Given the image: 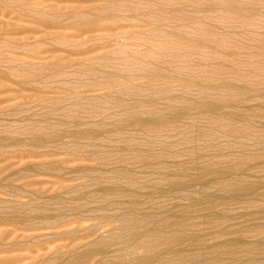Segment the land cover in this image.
I'll list each match as a JSON object with an SVG mask.
<instances>
[{
	"label": "rangeland",
	"instance_id": "rangeland-1",
	"mask_svg": "<svg viewBox=\"0 0 264 264\" xmlns=\"http://www.w3.org/2000/svg\"><path fill=\"white\" fill-rule=\"evenodd\" d=\"M100 1L0 0V143L2 142L0 144V210L2 209L0 219L4 222L9 219V224L7 222L2 223L3 221L0 220V237L5 236L6 241L0 245V264H69V261L73 259V256H71L74 253L73 249H77L76 254H80L77 253L78 249L82 254L87 250V247L88 249H95L96 253L93 256L94 258L92 257L93 259L86 260L83 264H96L99 260L103 264H112L116 258L112 256L113 253L111 254V252L115 249L117 251L121 247V250L114 253L125 254L126 260H130L132 256L143 254L142 249H139L140 252L137 248L134 250L135 243L144 244L145 242L147 244L153 240H162L167 237L166 235H172L177 228L179 230L184 229L180 231L186 238L188 237L184 244L176 247V250H181L187 256L186 259L189 256L192 261L190 262L189 259L184 260L186 263L181 261L184 264H211L212 262L213 264H247L248 254H255L257 256L256 262L264 264V219L262 220L260 216V213L264 212V193L261 192L264 191V131H262L264 130V0H235L236 3H234V0H221V2L220 0H215V2L214 0ZM90 2H93V4ZM231 2L232 4H230ZM87 3H90V5ZM211 3L214 4L211 5ZM223 3L229 4L228 7L231 10ZM213 5L217 6L214 7ZM85 6L93 9L97 8L94 9L95 14H92V12L91 14H83L85 15L83 18L87 19L86 22L81 21L82 25L89 23L93 24L94 28L99 29L101 27L100 29H102L109 25L113 26L114 23L113 27L115 29H121V26H123L121 32L124 31L125 34L122 32L121 36L126 37L118 36L117 32V37H115V34L114 37L109 36L105 32L80 34L79 29L83 28L82 30H85L84 25L80 28L79 24L81 23H78L75 19L71 20L67 13L76 8L84 10L83 8L86 9ZM210 6H213L215 10H211L212 7ZM120 9L124 10L121 11ZM100 11L104 15H110L112 12L110 16L115 21H108V23L100 21L96 17L101 15V13H98ZM242 12L245 13L244 15H248L244 17ZM179 14L181 15L179 16ZM250 15L253 17H249ZM254 15L256 16L254 17ZM91 16H94V18ZM67 17L70 19L66 20ZM143 17L145 18L142 19ZM148 18L149 22H147ZM172 18L174 21H171ZM164 19L169 20L167 22L170 23L166 24ZM127 20H130V22H127ZM73 22L78 24H71ZM161 22H163V25ZM115 25H119V27ZM144 25L147 26L144 28ZM160 26L162 27L160 28ZM170 26L172 27L170 28ZM138 28L143 29L139 30ZM214 31L217 32V36L213 33ZM178 32L181 34H176ZM126 33L128 34L126 35ZM131 33L132 37H129ZM168 33H170V36ZM201 33L204 34L200 35ZM162 34H164V37H161ZM167 35L171 40L167 39ZM174 35L178 36L174 37ZM151 72L154 77H150ZM154 73L156 74L154 75ZM117 74L119 76H116ZM148 75H150L149 78H147ZM150 78L155 79L151 80ZM110 81H113V83ZM221 87L224 88H222V91ZM234 89H238V91H234ZM231 91H234V94L238 92V94L234 95ZM211 102H213L214 107H211ZM218 102L221 103V106ZM197 103H200L201 106ZM205 105L211 107L206 111L209 110L210 114L215 112L213 114L216 115H210L209 112L205 113V110H202V106ZM218 106L220 107L218 108ZM259 106H263V108ZM192 107L194 109H191ZM149 112L150 114H148ZM241 113H244V115ZM165 114L167 116L162 118ZM258 114L260 117L263 116L261 120L259 116L257 117ZM130 118L133 122L129 120ZM136 118H138L137 121H134ZM219 118L222 119V125ZM224 118L229 119L226 124H224L226 121ZM158 119L160 122L157 121ZM127 121L131 122L128 123ZM134 123H137L136 126H132ZM137 125L143 127L146 133L144 130L140 132ZM144 125L146 126L144 127ZM158 126L162 127L159 128ZM233 127L237 129L235 132ZM80 130L84 132L80 133ZM86 130L90 133L85 132ZM246 132H249V134ZM38 135L44 137L42 138L44 143L42 141L41 143H30L34 139L31 136L36 137ZM49 135L52 137H49ZM72 135L75 137L72 138ZM47 136L48 138H46ZM54 136L57 137V141H54ZM29 137L31 140L28 139ZM19 139L29 141L26 145L19 146L16 143L20 141ZM14 140L15 144L12 142ZM6 142H8V145ZM214 147L219 150L216 148L217 151ZM243 160L247 164H244ZM40 164H43L48 170L44 167L45 170H42L43 165L38 166ZM50 169L51 171H49ZM203 171H205L204 174ZM84 173L85 176H83ZM18 174L19 176H17ZM86 175H89V178ZM204 175L207 176L205 180L203 179L205 177H202ZM126 176L131 177L127 178ZM134 176L137 178L136 180ZM24 177L26 180H23ZM232 177L233 180H231ZM9 178L13 180L10 181ZM242 178L246 179L243 180ZM27 180L30 183L27 184ZM211 181L216 186L211 184ZM237 181L242 183L244 181L245 184H243L246 186L250 183V185L255 186V190L243 192L242 195H239V193L232 195L228 190H226L227 192L224 190L227 186L232 187V184ZM33 182L37 184L29 186ZM99 183L104 184L101 186L105 188L102 189ZM115 183L119 186L114 185ZM217 184L218 187L225 184V188L220 186L217 189ZM128 185L130 186L128 187ZM206 185L207 188H204ZM107 186L109 188L111 186L115 187H111V190ZM122 187H126V189ZM176 187L179 188L176 189ZM115 188L121 191H117V194ZM262 188L263 190H261ZM9 189L12 191L9 192ZM76 189H78L77 192ZM79 189H81L80 195L78 193ZM17 190L20 191V194ZM258 190L261 195H258ZM126 191L127 193H125ZM24 192L25 196H22ZM39 192L42 193V197L36 195ZM74 192L78 194L75 195ZM130 192L131 194L136 192L137 196L135 194L134 196L131 195ZM43 193L46 195L43 196ZM55 193H59L56 199L52 197ZM68 193L71 196H68ZM200 193L209 197L208 200L210 201H207L206 197L202 198L203 195ZM225 193L230 194L229 198L231 199ZM33 194L36 195L37 199ZM125 194L129 196L126 197ZM59 196L61 197L59 198ZM197 200L199 203L201 201L202 205ZM228 200L232 203H228ZM192 201L194 203L192 204L196 206H192L190 203ZM196 202L197 204H195ZM207 203L210 205L208 206ZM197 206H202V208L206 206L205 209L208 207L209 210L208 208L203 210L204 208L201 207L198 209ZM195 207L197 210L192 211ZM257 208H262L263 212H260L261 210ZM43 209L44 211H42ZM164 210L166 212H163ZM170 210L173 213L171 215ZM158 212L161 215L159 217L157 216ZM81 213L82 215H80ZM253 213L257 214L254 215ZM10 214L11 216L13 214L14 219L9 216ZM17 214L18 216H16ZM23 214H26L27 217L21 216ZM155 214L158 219L153 216ZM225 214H227V217H225ZM172 215L174 216L172 217ZM19 217L23 219L18 220ZM149 217L151 219H148ZM152 218L156 220L154 221ZM208 218L218 219L214 222L218 223L220 221L222 223L217 224L211 222V220L209 222ZM183 220L185 222L188 220V223ZM54 221L57 222L54 223ZM156 221L158 222L156 223L158 228L154 224ZM122 222H126L127 227H130L129 229L132 232L136 231V239H139V241L136 240L133 244V241L129 240V236H121V239L116 243H111L113 237L120 236L118 234H121V230L118 231L123 224ZM15 223H18V225L16 226ZM146 223L149 225H145ZM183 223L186 225L184 226ZM163 226L166 227V230ZM256 226L257 228L261 227L257 229ZM160 229L163 230L160 231ZM161 233H164L165 236ZM151 236L153 237L151 238ZM123 237H126V239H123ZM144 237L148 241L143 239ZM190 237H192V240ZM101 238L105 239L106 244L101 241ZM106 239H109L110 243ZM14 240L18 244L15 245ZM99 241L102 242L99 245L101 248L96 246ZM236 241H243L242 244L246 245L248 249H242V245L236 244ZM223 243H230L234 249L231 250L233 254H229L228 249L221 248L218 250L219 253L218 251L215 252L213 259L205 258L204 260L203 256L211 253L210 249L214 251L215 246L217 247ZM126 244L129 249H127ZM255 244L259 246L257 250L254 247ZM4 245L6 250L11 252L4 250ZM11 245L13 248L16 247L17 250L13 249ZM123 245L124 247H122ZM113 246H116V248L114 249ZM188 246L190 249H188ZM185 248H187V251H185ZM2 249L4 251H1ZM163 250V247L159 248L162 263L147 262L145 264H172V262L173 264H182L180 261L179 263L172 260L170 255L167 252L164 253L165 250ZM199 254H203L201 256L202 260ZM228 255H232V257L228 258ZM100 256L105 257L107 260H102L103 258ZM198 257L199 262L197 261L199 260ZM12 260L14 261L12 262ZM163 261L165 262L163 263ZM97 264H100V262Z\"/></svg>",
	"mask_w": 264,
	"mask_h": 264
},
{
	"label": "bare ground",
	"instance_id": "bare-ground-1",
	"mask_svg": "<svg viewBox=\"0 0 264 264\" xmlns=\"http://www.w3.org/2000/svg\"><path fill=\"white\" fill-rule=\"evenodd\" d=\"M73 1H74V0H73ZM91 1H92V0H91ZM108 1H109V0H108ZM145 1H146V0H145ZM234 1H235V0H234ZM35 2H36V1H35ZM93 2H94V1H93ZM93 2H92V3L90 2V3L93 4ZM99 2H101V1L99 0ZM214 2H215V0H214ZM220 2H221V0H220ZM226 2H228V1H226ZM229 2H230V1H229ZM27 3H28V2H27ZM36 3H37V2H36ZM76 3H78V2H76ZM90 3H89V4L87 3V4L90 5ZM105 3H106V2H105ZM234 3H236V1H235ZM78 4H79V3H78ZM82 4H84V3H82ZM106 4H107V3H106ZM136 4H137V3H136ZM212 4H214V3H211V5H212ZM223 4H224V3H223ZM223 4H222V5H223ZM225 4H226L227 7H228L229 4H227V3H225ZM225 4H224V5H225ZM230 4H232V2H231ZM80 5H81V4H80ZM85 5H86V4H85ZM196 5H197V4H196ZM206 5H208V4H206ZM209 5H210V4H209ZM217 5H218V4H217ZM217 5H216V6H217ZM224 5H223V6H224ZM213 6H214V5H213ZM213 6H210V7H212V8H210L211 10L214 9ZM216 6H214V7H216ZM232 6H235V5H232ZM232 6H231V7H232ZM85 7H86V6H85ZM88 7H89V6H88ZM88 7H86V9L83 8L84 10H82V9H77V8H76V9H72V10H70V12L67 13L68 16L71 18V20H74V19H75V21H78V23H81V24H79V25H80V28L84 25L85 30H82L83 28L79 29V33H80V34H84V33H85V34H95V33H97V32H105V33H107L109 36L112 35V37H114V36H113L114 34H115V37H117V36H116V32H117L118 36H119V35L121 36V35H122V32H123V34H125L124 31L121 32L123 26H121V27H122L121 29H115V28L113 27V26H114V23H113V26H112V25H111V26L109 25V26H106V28L103 27L102 29H100V28H101V27H100V28H99L100 30H99L98 28H94L95 26H93V24H92V25L89 24V23L86 24V23H85V22H86L85 20H86L87 18L84 19L83 16H85V15H83V14H86V13L91 14V12H92V14H95V10H94V9L97 8V7H96V8L93 9V8H88ZM104 7H105V6H104ZM175 7H176V6H175ZM186 7H187V6H186ZM197 7H198V6H197ZM203 7H204V6H203ZM203 7H202V8H203ZM208 7H209V6H208ZM224 7H226V6H224ZM235 7H236V6H235ZM79 8H80V7H79ZM102 8H103V7H102ZM107 8H108V7H107ZM200 8H201V7H200ZM218 8H219V7H218ZM218 8H217V10H218ZM260 8H261V7H260ZM23 9H24V8H23ZM112 9H113V8H112ZM207 9H208V8H207ZM225 9H226V8H225ZM228 9H229V7H228ZM234 9H235V8H234ZM98 10H99V9H98ZM100 10H101V9H100ZM102 10H103V9H102ZM104 10H105V9H104ZM108 10H109V9H108ZM116 10H117V9H116ZM120 10H121V9H120ZM123 10H124V9H123ZM123 10H121V11H123ZM125 10H126V9H125ZM129 10H130V9H129ZM132 10H133V9H132ZM138 10H139V9H138ZM138 10H137V11H138ZM199 10H200V9H199ZM203 10H206V9H203ZM214 10H215V9H214ZM214 10H213V11H214ZM226 10H227V9H226ZM229 10H231V8H230ZM259 10H260V9H259ZM24 11H25V10H24ZM160 11H162V10H160ZM201 11H202V10H201ZM209 11H210V10H209ZM209 11H208V12H209ZM220 11H221V10H220ZM30 12H31V11H30ZM96 12H97V11H96ZM178 12H179V11H178ZM203 12H205V11H203ZM221 12H222V11H221ZM227 12H228V11H227ZM234 12H235V11H234ZM237 12H238V11H237ZM98 13L100 14L101 11L98 12ZM128 13H129V12H128ZM131 13H132V12H131ZM160 13H161V12H160ZM164 13H165V12H164ZM214 13H215V12H214ZM239 13H240V12H239ZM239 13H238V14H239ZM250 13H251V12H250ZM250 13H249V14H250ZM55 14H57V13L55 12ZM111 14H112V12H111ZM111 14H110V15H111ZM233 14H234V13H233ZM242 14H243V12H242ZM244 14H245V13H244ZM244 14H243V15H244ZM252 14H253V13H252ZM254 14H256V13H254ZM110 15H104V13H103V14L101 13L100 16L98 15L99 17H98V16H96V17L99 18L100 21H103V22H107V23H108V21H113V20H114L113 17L110 16ZM175 15H176V14H175ZM180 15H181V14H179V16H180ZM239 15L241 16V14H239ZM239 15H238V16H239ZM247 15H248V14H247ZM247 15H244V17L247 16ZM260 15H261V14H260ZM23 16H24V15H23ZM26 16H27V14L25 15V17H26ZM60 16H61V15H60ZM170 16H171V14H170ZM251 16H252V15H250L249 17H251ZM255 16H256V15H254V17H255ZM29 17H31V16H29ZM38 17H39V16H38ZM57 17H58V15H57ZM69 17H67L66 20H67V19L69 20V19H70ZM91 17L94 18V16H91ZM159 17H160V16H159ZM159 17H158V18H159ZM162 17H163V16H162ZM208 17H209V16H208ZM252 17H253V16H252ZM27 18H28V17H27ZM31 18H32V17H31ZM115 18H116V17H115ZM138 18H139V17H138ZM140 18H141V16H140ZM144 18H145V17H143L142 19H144ZM164 18H165V17H164ZM167 18H168V17H166V19H167ZM262 18H263V17H262ZM117 19H118V18H117ZM121 19H122V18H121ZM155 19H156V18H155ZM159 19H160V18H159ZM168 19H169V18H168ZM182 19H183V18H182ZM187 19H188V18H187ZM187 19H185V20L187 21ZM208 19H209V18H208ZM242 19H243V18H242ZM57 20H58V19H57ZM61 20H62V19H61ZM82 20L85 21V22H84L85 24H83V25H82V22H81ZM91 20H92V19H91ZM123 20H124V19H123ZM160 20H161V19H160ZM162 20H163V18H162ZM164 20H165V19H164ZM169 20H170V19H169ZM169 20H167V21H169ZM172 20H173V18L171 19V21H172ZM75 21H74V22H75ZM92 21H94V20H92ZM114 21H115V20H114ZM132 21H133V19H132ZM134 21H135V19H134ZM137 21H138V20H137ZM142 21H143V20H142ZM149 21H150V20H149V18H148V21H147V22H149ZM165 21H166V20H165ZM167 21H166V24H167V23H170V22H167ZM173 21H174V20H173ZM180 21H181V20H180ZM182 21H183V20H182ZM190 21H191V20H190ZM204 21H205V20H204ZM74 22L71 23V24H75V25L78 24V23L76 24V23H74ZM87 22H88V21H87ZM119 22H120V21H119ZM124 22H126V21H124ZM127 22H130V20H129V21L127 20ZM127 22H126V23H127ZM143 22H145V21H143ZM143 22H142V23H143ZM237 22H238V21H237ZM57 23H58V22H57ZM115 23H116V22H115ZM135 23H136V22H135ZM137 23H138V22H137ZM145 23H146V22H145ZM154 23H155V21H154ZM161 23H162V25H163V22H161ZM164 23H165V22H164ZM185 23H186V22H185ZM197 23H199V22H197ZM58 24H59V23H58ZM118 24H119V23H118ZM149 24H150V23H149ZM159 24H160V23H159ZM166 24H165V26H166ZM183 24H184V22H183ZM203 24H204V23H203ZM216 24H217V23H216ZM75 25H74V26H75ZM85 25H86V26H85ZM151 25H152V24H151ZM177 25H178V24H177ZM199 25H200V24H199ZM214 25H215V24H214ZM235 25H236V24H235ZM58 26H59V25H58ZM67 26H68V25H67ZM115 26H118V27H119V25H115ZM125 26H126V25H125ZM129 26H130V25H129ZM145 26H147V25H144V28H145ZM152 26H153V25H152ZM152 26H151V27H152ZM156 26H158V25H156ZM167 26H168V25H167ZM172 26H173V25H172ZM172 26H170V28H171ZM97 27H98V26H97ZM149 27H150V26H149ZM149 27H148V28H149ZM158 27H159V26H158ZM161 27H162V26H160V28H161ZM163 27H164V26H163ZM237 27H239V26H237ZM146 28H147V27H146ZM155 28H156V27H155ZM124 29H125V28H124ZM124 29H123V30H124ZM129 29H130V27H129ZM135 29H136V28H135ZM138 29H139V28H138ZM141 29H143V28H141ZM141 29H139V30H141ZM215 29H216V27H215ZM119 30H120V31H119ZM207 30H208V29H207ZM209 30H210V29H209ZM239 30H240V29H239ZM125 31H126V30H125ZM178 31H179V30H178ZM130 32H132V31H130ZM164 32H167V31H164ZM179 32H181V31H179ZM179 32L176 33V34H179ZM200 32H201V31H200ZM211 32H212V31H211ZM225 32H226V31H225ZM138 33H139V32H138ZM144 33H145V32H144ZM148 33H149V32H148ZM155 33H156V32H155ZM174 33H175V32H174ZM213 33H215V31H214ZM216 33H217V32H216ZM216 33H215V35H216ZM240 33H241V32H240ZM127 34H128V33H126V35H127ZM135 34H137V33H135ZM142 34H143V33H142ZM145 34H146V33H145ZM156 34H157V33H156ZM165 34H167V33H165ZM168 34H169V36H170V33H168ZM180 34H181V33H180ZM180 34H179V35H180ZM202 34H204V33H201L200 35H202ZM207 34H209V33L207 32ZM211 34H212V33H211ZM163 35H164V34H162V36H161V35H160V36H161V37H164ZM217 35H218V34H217ZM217 35H216V36H217ZM128 36H129V35H128ZM135 36H137V35H135ZM144 36H145V35H144ZM151 36H152V35H151ZM157 36H158V35H157ZM172 36H173V34H172ZM175 36H178V35H174V37H175ZM181 36L183 37V34H182ZM185 36H186V35H185ZM213 36H214V35H213ZM213 36H212V37H213ZM216 36H215V37H216ZM121 37L123 38L124 35L121 36ZM121 37H120V38H121ZM125 37H126V36H125ZM125 37H124V38H125ZM129 37H132V33H131V36H129ZM138 37H139V36H138ZM167 37H168V35H167ZM167 37H166V38H167ZM206 37H207V36H206ZM219 37H220V36H219ZM147 38H148V37H147ZM177 38H179V37H177ZM177 38H175V39L177 40ZM185 38H186V37H185ZM198 38H199V37H198ZM141 39H142V38H141ZM158 39H159V38H158ZM167 39H170V40H171L170 37H168ZM173 39H174V38H173ZM179 39H180V38H179ZM183 39H184V38H183ZM216 39H218V38H216ZM222 39H223V37H222ZM222 39H221V40H222ZM226 39H227V38H226ZM163 40H165V39H163ZM180 40L182 41V39H180ZM186 40H187V39H186ZM236 40H237V39H236ZM258 40H259V39H258ZM177 42H179V41H177ZM186 42H187V41H186ZM186 42H185V43H186ZM191 42H192V41H191ZM191 42H190V43H191ZM210 42H211V41H210ZM242 42H244V41L242 40ZM164 43H165V41H164ZM166 43H167V42H166ZM180 43H182V42H180ZM183 43H184V42H183ZM190 43H189V44H190ZM175 44H176V43H175ZM193 45H194V44H193ZM186 46H187V45H186ZM197 46H198V45H197ZM216 46H217V44H216ZM219 47H220V46H219ZM219 47H218V48H219ZM137 48H138V47H137ZM246 48H247V47H246ZM151 49H152V48H151ZM204 49H205V48H204ZM220 49H221V47H220ZM223 49H224V48H223ZM206 50H207V49H206ZM232 50H233V49H232ZM146 51H147V50H146ZM149 51H150V50H149ZM207 51H208V50H207ZM204 52H205V50H204ZM137 53H138V52H137ZM143 54H144V53H143ZM147 55H148V54H147ZM231 57H232V56H231ZM225 59H226V58H225ZM228 59H229V58H228ZM228 59H227V60H228ZM236 59H237V58H236ZM233 60H234V59H233ZM133 61H134V59H133ZM223 61H224V60H223ZM88 62H89V61H88ZM130 62H131V61H130ZM138 64H139V63H138ZM202 64H203V63H202ZM226 64H228V63L226 62ZM226 64H225V65H226ZM238 66H239V65H238ZM246 66H247V65H246ZM166 67H167V66H166ZM200 67H201V66H200ZM220 67H221V66H220ZM86 68H87V67H86ZM201 68H202V67H201ZM231 68H232V67H231ZM240 68H241V67H240ZM90 70H91V69H90ZM117 70H118V69H117ZM167 70H168V69H167ZM204 70H205V69H204ZM238 70H239V69H238ZM87 71H88V70H87ZM121 71H123V70H121ZM162 71H163V70H162ZM207 71H208V70H207ZM212 71H213V70H212ZM218 71H219V70H218ZM92 72H93V71H92ZM104 72H105V71H104ZM119 72H120V71H119ZM158 72H160V71H158ZM178 72H179V71H178ZM219 72H220V71H219ZM228 72H229V71H228ZM233 72H234V71H233ZM233 72H232V73H233ZM85 73H86V72H85ZM114 73H115V72H114ZM151 73H152V72H151ZM166 73H167V72H166ZM235 73H237V72H235ZM243 73H244V72H243ZM132 74H133V73H132ZM155 74H156V73H154V75H155ZM219 74H220V73H219ZM128 75H129V74H128ZM150 75H151V74H150ZM150 75H148L147 78H149ZM180 75H182V74H180ZM244 75H245V74H244ZM244 75H243V76H244ZM100 76H101V74H100ZM113 76H115V75H113ZM116 76H119V75L117 74ZM132 76H133V75H132ZM203 76H204V75H203ZM205 76H207V75H205ZM124 77H126V76H124ZM139 77H140V76H139ZM150 77H154V76H153V73H152V75H151ZM156 77H157V76H156ZM207 77H208V76H207ZM216 77H217V76H216ZM233 77H234V76H233ZM249 77H250V76H249ZM101 78H102V77H101ZM129 78H130V77H129ZM131 78H132V77H131ZM170 78H171V77H170ZM180 78H181V77H180ZM217 78H218V77H217ZM219 78H220V77H219ZM236 78H237V76H236ZM244 78H245V77H244ZM150 79L153 80V79H155V78H153V79L150 78ZM156 79H157V78H156ZM171 79H172V78H171ZM210 79H211V78H210ZM214 79H215V78H214ZM245 79H246V78H245ZM106 80H108V79H106ZM118 80H119V79H118ZM139 80H140V79H139ZM151 80H150V81H151ZM194 80H195V79H194ZM224 80H225V79H224ZM243 80H244V79H243ZM76 81H77V80H76ZM154 81H156V80H154ZM221 81H222V80H221ZM225 81H226V80H225ZM89 82H90V81H89ZM110 82H111V81H110ZM110 82H109V83H110ZM218 82H219V81H218ZM111 83H113V81H112ZM147 83H148V82H147ZM165 83H166V82H165ZM211 83H212V82H211ZM25 84H26V83H25ZM80 84H81V83H80ZM153 84H154V83H153ZM240 84H241V83H240ZM149 85H150V84H149ZM160 85H161V84H160ZM164 85H165V84H164ZM198 85H199V84H198ZM231 85H232V84H231ZM236 85H237V84H236ZM145 86H146V85H145ZM155 86H156V85H155ZM168 86H169V85H168ZM199 86H200V85H199ZM215 86H216V85H215ZM228 86H230V85H228ZM93 87H94V86H93ZM112 87H113V86H112ZM115 87H116V86H115ZM181 87H182V86H181ZM189 87H190V86H189ZM202 87H203V86H202ZM216 87H217V86H216ZM223 87H224V86H223ZM223 87H221V91H222V88H223ZM81 88H82V87H81ZM96 88H97V87H96ZM183 88H184V87H183ZM199 88H200V87H199ZM207 88H208V87H207ZM227 88H228V87H227ZM200 89H201V88H200ZM202 89H203V88H202ZM223 89H224V88H223ZM229 89H230V87H229ZM252 89H253V88H252ZM73 90H74V89H73ZM114 90H115V89H114ZM134 90H135V89H134ZM158 90H159V89H158ZM207 90H208V89H207ZM210 90H211V89H210ZM210 90H209V91H210ZM227 90H228V89H227ZM230 90H231V89H230ZM232 90H233V89H232ZM236 90L238 91V89H234V91H236ZM122 91H123V90H122ZM142 91H143V90H142ZM170 91H171V90H170ZM202 91H203V90H202ZM214 91H215V90H214ZM217 91H218V90H217ZM228 91H229V90H228ZM234 91H231V93H233ZM243 91H244V90H243ZM250 91H251V90H250ZM252 91H253V90H252ZM254 91H255V90H254ZM109 92H110V91H109ZM173 92H174V91H173ZM240 92H242V90H240ZM245 92H246V90H245ZM257 92H258V91H257ZM261 92H262V91H261ZM76 93H78V92H76ZM127 93H128V92H127ZM158 93H159V92H158ZM198 93H199V92H198ZM208 93H209V92H208ZM220 93H221V92H220ZM253 93H254V92H253ZM105 94H106V93H105ZM125 94H126V93H125ZM163 94H164V92H163ZM214 94H215V93H214ZM221 94H223V93H221ZM226 94H227V93H226ZM233 94H234V93H233ZM236 94H238V92H237ZM236 94H234V95H236ZM239 94H243V93H239ZM256 94H257V93H256ZM147 95H148V94H147ZM187 95H188V94H187ZM200 95H201V94H200ZM209 95H210V94H209ZM250 95H251V92H250ZM158 96H159V94H158ZM160 96H161V95H160ZM191 96H192V95H191ZM197 96H198V95H197ZM210 96H211V95H210ZM215 96H216V95H215ZM239 96H240V95H239ZM242 96H243V95H242ZM253 96H254V95H253ZM257 96H258V95H257ZM57 97H58V96H57ZM75 97H76V96H75ZM104 97H105V96H104ZM212 97H213V96H212ZM240 97H241V96H240ZM45 98H46V97H45ZM107 98H108V97H107ZM160 98H161V97H160ZM243 98H244V97H243ZM113 99H114V98H113ZM255 99H256V98H255ZM30 100H31V99H30ZM194 100H195V99H194ZM203 100H204V99H203ZM209 100H210V99H209ZM244 100H245V99H244ZM250 100H251V99H250ZM260 100H261V99H260ZM135 101H137V100H135ZM198 101L200 102V100H198ZM204 101H205V100H204ZM204 101H202V102H204ZM210 101H211V100H210ZM216 101H217V100H216ZM228 101H230V100H228ZM262 101H263V100H262ZM85 102H86V101H85ZM107 102H108V101H107ZM110 102H111V101H110ZM152 102H153V101H152ZM191 102H192V101H191ZM191 102H190V103H191ZM102 103H103V102H102ZM115 103H116V102H115ZM150 103H151V102H150ZM165 103H166V102H165ZM171 103H172V102H171ZM176 103H177V102H176ZM179 103H180V102H179ZM184 103H185V102H184ZM187 103H188V102H187ZM204 103H205V102H204ZM212 103H213V102H211L210 104L212 105ZM218 103H219V102H218ZM113 104H114V103H113ZM121 104H122V103H121ZM154 104H155V103H154ZM188 104H189V103H188ZM193 104H194V102H193ZM195 104H196V103H195ZM208 104H209V103H208ZM210 104H209V105H210ZM219 104H220V106H221V103H219ZM52 105H53V104H52ZM135 105H136V104H135ZM135 105H133V106H135ZM152 105H153V103H152ZM164 105H165V104H164ZM169 105H170V104H169ZM197 105H200V106H201L200 103H199V104L197 103ZM202 105H204V104L202 103ZM209 105L202 106V110L204 109V110H205V111H204L205 113L209 112V110L206 111V109H209V108L211 109V107H214L213 105H212L211 107H210ZM217 105H218V104H217ZM230 105H231V104H230ZM257 105H260V104H257ZM122 106H123V105H122ZM187 106H188V105H187ZM191 106H192V105H191ZM193 106H194V105H193ZM220 106H218V108H219ZM166 107H168V106L166 105ZM169 107H170V106H169ZM226 107H227V106H226ZM259 107H260V106H259ZM261 107L263 108V106H261ZM261 107H260V108H261ZM76 108H77V107H76ZM120 108H121V107H120ZM130 108H131V106H130ZM134 108H135V107H134ZM134 108H133V109H134ZM153 108H154V107H153ZM170 108H172V107H170ZM187 108H188V107H187ZM187 108H186V109H187ZM189 108H190V107H189ZM194 108H196V107L194 106ZM194 108L192 107L191 109H194ZM215 108H216V106H215ZM224 108H225V107H224ZM251 108H252V107H251ZM254 108H256V107H254ZM254 108H253V109H254ZM260 108H258V109H260ZM126 109H127V108H126ZM154 109H155V108H154ZM191 109H190V110H191ZM222 109H223V108H222ZM226 109H227V108H226ZM229 109H230V108H229ZM249 109H250V108H249ZM62 110H63V109H62ZM78 110H79V109H78ZM151 110H152V109H151ZM171 110H172V109H171ZM171 110H170V111H171ZM261 110H262V109H261ZM59 111H60V110H59ZM70 111H71V110H70ZM81 111H82V110H81ZM132 111H133V110H132ZM173 111H174V110H173ZM176 111H177V110H176ZM178 111H179V110H178ZM183 111H184V110H183ZM186 111H187V110H186ZM188 111H189V110H188ZM197 111H198V108H197ZM197 111H196V112H197ZM200 111H201V110H200ZM200 111H199V113H200ZM215 111H216V110H215ZM218 111H219V110H218ZM246 111H247V110H246ZM246 111H244V112H246ZM263 111H264V108H263ZM157 112H158V110H157ZM157 112H156V113H157ZM196 112H195V113H196ZM222 112H223V111H222ZM127 113H128V112H127ZM170 113H172V112H170ZM179 113H180V112H179ZM189 113H190V112H189ZM201 113H202V114H205V113H203V112H201ZM213 113H215V112H213ZM213 113H211V114H213ZM229 113H230V112H229ZM248 113H249V111H248ZM250 113H251V112H250ZM123 114H125V113H123ZM148 114H150V112H149ZM148 114H147V115H148ZM151 114H152V113H151ZM158 114H160V113L158 112ZM158 114H156V115H158ZM177 114H178V113H177ZM209 114H210V112H209ZM209 114H208V115H209ZM211 114H210V115H211ZM218 114H219V112H218ZM218 114H217V115H218ZM241 114H242V113H241ZM134 115H135V114H134ZM134 115H133V116H134ZM147 115H146V116H147ZM161 115H162V114H161ZM168 115H169V113H168ZM170 115H171V114H170ZM197 115H198V114H197ZM199 115H201V114H199ZM210 115H209V116H210ZM213 115H216V114H213ZM219 115H220V114H219ZM221 115H222V114H221ZM228 115H229V114H228ZM228 115H227V116H228ZM242 115H244V113H243ZM260 115H261V114H260ZM73 116H74V115H73ZM108 116H109V115H108ZM154 116H155V114H154ZM163 116H164V117H162V118H165V116H167V115L165 114V115H163ZM173 116H175V115L173 114ZM179 116H180V114H179ZM179 116H178V117H179ZM184 116H185V115H184ZM184 116H183V117H184ZM203 116H204V115H203ZM227 116H226V117H227ZM250 116H251V115H250ZM258 116H259V114L257 115V117H258ZM130 117H131V116H130ZM141 117H142V115H141ZM198 117H199V116H198ZM205 117H206V116H205ZM229 117H230V116H229ZM259 117H260V116H259ZM262 117H263V116L260 117V120H261ZM30 118H31V117H30ZM79 118H80V117H79ZM114 118H115V117H114ZM157 118H159V117H157ZM162 118L160 117V119H162ZM181 118H182V116H181ZM201 118H202V117H201ZM217 118H218V117H217ZM263 118H264V117H263ZM131 119H132V118H130L129 120H131ZM137 119H138V118L134 119V121H135V120L137 121ZM145 119H146V118H145ZM154 119H156V118H154ZM166 119H167V118H166ZM166 119H165V120H166ZM175 119H176V118H175ZM220 119H221V118H219V120H220ZM224 119H225V118H224ZM230 119H232V118H230ZM94 120H95V119H94ZM104 120H105V119H104ZM163 120H164V119H163ZM172 120H173V119H172ZM176 120H177V119H176ZM180 120H181V119H180ZM214 120H215V119H214ZM219 120H218V121H219ZM225 120H226V121H225L224 124H226V122H227L229 119H225ZM258 120H259V119H258ZM258 120H257V121H258ZM263 120H264V119H263ZM131 121H132V120H131ZM131 121H127V122L129 123V122H131ZM145 121H146V120H145ZM152 121H153V120H152ZM157 121H159V119H158ZM157 121H156V122H157ZM191 121H192V120H191ZM211 121H212V120H211ZM218 121H214V122H218ZM99 122H100V121H99ZM122 122H123V121H122ZM132 122H133V121H132ZM143 122H144V121H143ZM146 122H147V121H146ZM156 122H155V123H156ZM159 122H160V121H159ZM162 122H163V121H162ZM176 122H177V121H176ZM221 122H222V119H221L220 123H221ZM245 122H246V121H245ZM123 123H124V122H123ZM153 123H154V121H153ZM157 123H158V122H157ZM246 123H247V122H246ZM100 124H101V123H100ZM136 124H137V123H136ZM136 124L134 123V124H132V126H134V125L136 126ZM138 124H139V123H138ZM143 124H144V123H143ZM151 124H152V122H151ZM218 124H219V123H218ZM224 124H223V125H224ZM230 124H231V123H230ZM43 125H44V124H43ZM45 125H46V124H45ZM103 125H104V124H103ZM153 125L155 126V124H153ZM156 125H157V124H156ZM173 125H174V124H173ZM195 125H196V124H195ZM207 125H208V123H207ZM216 125H217V124H216ZM221 125H222V123H221ZM221 125H220V126H221ZM233 125H234V124H233ZM263 125H264V124H263ZM41 126H42V125H41ZM79 126H80V125H79ZM132 126H131V127H132ZM137 126H138L137 128H138V130H139L140 132H141V130H142V131L144 130L143 127H140L139 125H137ZM145 126H146V125H144V127H145ZM198 126H199V124H198ZM214 126H215V124H214ZM53 127H54V126H53ZM60 127H61V126H60ZM80 127H81V126H80ZM109 127H110V126H109ZM139 127L142 128V129H140ZM155 127H157V126H155ZM158 127H159V126H158ZM161 127H162V126H160L159 128H161ZM166 127H168V126H166ZM185 127H186V126H185ZM185 127H184V128H185ZM224 127H225V126H224ZM229 127H230V126H229ZM235 127H236V126H235ZM110 128H111V127H110ZM137 128H136V129H137ZM227 128H228V127H227ZM233 128H234V127H233ZM241 128H242V127H241ZM254 128H255V127H254ZM33 129H34V127H33ZM99 129H100V128H99ZM115 129H116V128H115ZM150 129H152V128H150ZM155 129H156V128H155ZM178 129H179V128H178ZM221 129H222V127H221ZM234 129H235V130H234ZM234 129H233V130H234V132H235L237 129H236V128H234ZM243 129H244V128H243ZM245 129H246V128H245ZM256 129H257V128H256ZM261 129H262V128H261ZM53 130H54V129H53ZM84 130H85V129H84ZM117 130H119V129H117ZM138 130H137V131H138ZM233 130H232V131H233ZM239 130H241V129H239ZM246 130H247V129H246ZM248 130H249V129H248ZM254 130H255V129H254ZM68 131H69V130H68ZM93 131H96V130H93ZM101 131H102V130H101ZM139 131H138V132H139ZM147 131H149V130L147 129ZM250 131H251V130H250ZM252 131H253V129H252ZM256 131H257V130H256ZM262 131H264V130H262ZM83 132H84V131H83ZM83 132H81V130H80V133H83ZM85 132H88V131L86 130ZM96 132H97V131H96ZM144 132H145V130H144ZM171 132H172V131H171ZM207 132H208V131H207ZM237 132H238V131H237ZM239 132H240V131H239ZM39 133H40V132H39ZM88 133H90V132H88ZM93 133H94V132H93ZM121 133H122V132H121ZM136 133H137V132H136ZM145 133H146V132H145ZM147 133H148V132H147ZM198 133H199V132H198ZM225 133H226V132H225ZM229 133H230V132H229ZM244 133H245V132H244ZM246 133L249 134V132H246ZM33 134H34V133H33ZM33 134H32V135H33ZM54 134H55V133H54ZM54 134H52V135H54ZM78 134H79V133H78ZM86 134H87V133H86ZM96 134H97V133H96ZM99 134H100V133L98 132V135H99ZM138 134H139V133H138ZM148 134H149V133H148ZM160 134H161V133H160ZM169 134H170V133H169ZM215 134H216V133H215ZM237 134H239V133H237ZM237 134H234V135H237ZM34 135H35V134H34ZM44 135H45V133H44ZM44 135H43V136H44ZM47 135H48V134H47ZM55 135H56V134H55ZM73 135H75V134H73ZM73 135H72V138L75 137V136L73 137ZM76 135H77V134H76ZM92 135H93V134H92ZM94 135H95V134H94ZM144 135H146V134H144ZM150 135H151V134H150ZM162 135H163V134H162ZM232 135H233V134H232ZM29 136H30V135H29ZM57 136H58V135H57ZM80 136H81V135H80ZM86 136H87V135H86ZM183 136H184V135H183ZM204 136H205V135H204ZM5 137H6V136H5ZM31 137L34 138V139L31 140L30 137H29L28 139L31 140L30 143H34V144H35V143H39V142L41 143L42 140L44 141V139H42V138H44V137L39 136V135L36 136V137H35V136H34V137L31 136ZM49 137H52V136L49 135ZM54 137H55V140H54V139H53V140H54V141H57V140H56L57 137H56V136H54ZM78 137H79V136H78ZM88 137H90V136H88ZM88 137H87V138H88ZM119 137H120V136H119ZM119 137H118V138H119ZM123 137H124V136H123ZM184 137H185V136H184ZM234 137H235V136H234ZM253 137H254V136H253ZM46 138H48V136H47ZM58 138H59V137H58ZM62 138H63V137H62ZM79 138H80V137H79ZM92 138H93V136H92ZM92 138H91V139H92ZM120 138H121V137H120ZM209 138H210V137H209ZM209 138H208V139H209ZM255 138H256V137H255ZM3 139H4V138H3ZM14 139H15V138H14ZM16 139H17V138H16ZM26 139H27V138H26ZM60 139H61V138H60ZM64 139H65V138H64ZM67 139H68V138H67ZM75 139H76V138H75ZM81 139H82V138H81ZM83 139H84V138H83ZM88 139H89V138H88ZM95 139H96V138H95ZM98 139H99V138H98ZM231 139H233V138H231ZM239 139H240V138H239ZM17 140H18V139H17ZM19 140H20V139H19ZM45 140H46V139H45ZM47 140H48V139H47ZM51 140H52V138H51ZM51 140H50V141H51ZM62 140H63V139H62ZM129 140H130V139H129ZM1 141H2V139H1ZM28 141H29V140H28ZM28 141L20 140L19 142H16V143H18L19 146H23V145H26V143H27ZM43 141H42V142H43ZM64 141H65V140H64ZM100 141H101V140H100ZM117 141H118V140H117ZM244 141H245V140H244ZM8 142H9V141H8ZM8 142H6V144H7ZM12 142L14 143L15 140L12 141ZM125 142H126V141H125ZM127 142H128V141H127ZM195 142H196V141H195ZM197 142H198V141H197ZM197 142H196V143H197ZM220 142H221V141H220ZM247 142H248V141H247ZM262 142H263V141H262ZM10 143H11V142H10ZM43 143H44V142H43ZM45 143H46V142H45ZM51 143H52V142H51ZM123 143H124V142H123ZM129 143H130V142H129ZM0 144H2V142H1ZM4 144H5V143H4ZM6 144H5V146L8 145V144H7V145H6ZM14 144H15V143H14ZM72 144H73V143H72ZM90 144H91V143H90ZM124 144H125V143H124ZM226 144H227V143H226ZM10 145H11V144H10ZM45 145H46V144H45ZM122 145H123V144H122ZM129 145H130V144H129ZM228 145H229V144H228ZM2 146H3V145H2ZM5 146H3V147H5ZM11 146H12V145H11ZM27 146H28V144H27ZM34 146H36V145H34ZM38 146H39V144H38ZM38 146H37V147H38ZM42 146H43V144H42ZM16 147H17V146H16ZM39 147H41V146H39ZM165 147H166V146H165ZM202 147H203V146H202ZM12 148H13V147H12ZM20 148H21V147H20ZM22 148L24 149V147H22ZM30 148H31V147H30ZM56 148H57V147H56ZM73 148H74V147H73ZM214 148H215V147H214ZM216 148H217V147H216ZM216 148H215V149H216ZM218 148H219V146H218ZM218 148H217V149H218ZM17 149L19 150V147H18ZM23 149H22V150H23ZM26 149H27V148H26ZM38 149H39V148H38ZM54 149H55V148H54ZM115 149H116V148H115ZM194 149H195V148H194ZM217 149H216V150H217ZM219 149H220V148H219ZM219 149H218V150H219ZM227 149H229V148H227ZM24 150H25V149H24ZM80 150H81V149H80ZM196 150H197V149H196ZM218 150H217V151H218ZM42 151H43V150H42ZM189 151H190V149H189ZM220 151H221V149H220ZM131 152H132V151H131ZM213 152H214V151H213ZM103 153H105V152H103ZM138 153H139V152H138ZM152 153H153V152H152ZM215 153H216V152H215ZM219 153H221V152H219ZM31 155H32V154H31ZM136 155H137V154H136ZM35 156H36V155H35ZM95 156H96V155H95ZM247 156H248V155H247ZM13 157H14V156H13ZM17 157H18V156H17ZM97 157H98V156H97ZM164 157H165V156H164ZM0 158H1V157H0ZM20 158H21V157H20ZM22 158H23V157H22ZM32 158H34V156H32ZM119 158H120V156H119ZM207 158H208V157H207ZM247 158H248V157H247ZM250 158H251V157H250ZM218 159H219V158H218ZM222 159H223V157H222ZM222 159H221V160H222ZM238 159H239V158H238ZM172 160H173V159H172ZM253 160H254V159H253ZM135 161H136V160H135ZM139 161H140V160H139ZM143 161H144V160H143ZM156 161H157V160H156ZM209 161H210V160H209ZM218 161H219V160H218ZM227 161H228V160H227ZM243 161H244V160H243ZM247 161H248V160H247ZM250 161H251V159H250ZM256 161H257V160H256ZM123 162H124V161H123ZM123 162H122V164H123ZM61 163H62V162H61ZM233 163H234V162H233ZM208 164H209V163H208ZM244 164H247V162L245 163V161H244ZM42 165H43V164H42ZM42 165L40 164V165H38V166H42ZM58 165H59V164H58ZM58 165H57V167H59ZM61 165H62V164H61ZM123 165H124V164H123ZM185 165H186V164H185ZM218 165H219V164H218ZM224 165H225V164H224ZM47 166H48V165H47ZM52 166H53V165H52ZM109 166H110V165H109ZM32 167H33V166H32ZM36 167H37V166H36ZM43 167H44V165H43L42 168H41L42 170L47 169V167H46V168L44 167L45 169H44ZM49 167H50V166H49ZM49 167H48V168H49ZM177 167H178V166H177ZM186 167H187V166H186ZM34 168H35V166H34ZM34 168H33V169H34ZM37 168H38V167H37ZM54 168H56V167H54ZM26 169H27V168H26ZM33 169H32V170H33ZM58 169H60V168H58ZM58 169H56V170H58ZM174 169H175V168H174ZM228 169H229V168H228ZM239 169H241V168H239ZM47 170H48V169H47ZM80 170H81V169H80ZM211 170H212V169H211ZM211 170H210V172H211ZM218 170H219V169H218ZM220 170H221V169H220ZM230 170H231V169H230ZM230 170H228V171H230ZM33 171H34V170H33ZM49 171H51V169H50ZM81 171H83V170H81ZM81 171H80V172H81ZM195 171H196V170H195ZM208 171H209V170H208ZM212 171H214V170H212ZM3 172H4V171H3ZM25 172H28V171H25ZM53 172H54V171H53ZM168 172H169V171H168ZM170 172H171V171H170ZM204 172H205V171H203L202 173L204 174ZM223 172H224V171H223ZM225 172H226V171H225ZM241 172H242V171H241ZM42 173H43V172H42ZM51 173H52V172H51ZM91 173H93V172H91ZM99 173H100V172H99ZM124 173H125V172H124ZM124 173H123V174H124ZM207 173H208V172H207ZM232 173H233V172H232ZM23 174H24V173H23ZM27 174H28V173H27ZM30 174H32V173H30ZM30 174H29V175H30ZM86 174H87V173H86ZM97 174H98V173H97ZM203 174H202V175H203ZM205 174H206V173H205ZM216 174H217V173H216ZM219 174H220V173H219ZM234 174H235V173H234ZM234 174H232V175H234ZM247 174H248V173H247ZM53 175H54V174H53ZM58 175H59V174H58ZM126 175H127V174H126ZM214 175H215V174H214ZM232 175H231V176H232ZM237 175H238V174H237ZM14 176H15V175H14ZM17 176H19V174H18ZM80 176H81V175H80ZM83 176H85V173H84ZM86 176L89 178V175H86ZM92 176H93V174H92ZM92 176H91V177H92ZM127 176H129V175H127ZM127 176H126V177H127ZM167 176H168V175H167ZM169 176H170V175H169ZM215 176H216V175H215ZM87 177H85V178H87ZM120 177H121V176H120ZM130 177H131V176H130ZM130 177H127V178H130ZM174 177H175V176H174ZM181 177H182V176H181ZM202 177H205V178H203V179L205 180L207 176L204 175V176H202ZM209 177H210V176H209ZM228 177H229V176H228ZM235 177H236V176H235ZM11 178H12V177H11ZM11 178H9L10 181L13 180V179H11ZM22 178H23V177H22ZM22 178H21V179H22ZM24 178H25V177H24ZM28 178H29V177H28ZM81 178H83V177H81ZM134 178H135V180L137 179L135 176H134ZM175 178H176V177H175ZM178 178H179V177H178ZM192 178H193V177H192ZM198 178H199V177H198ZM198 178H197V179H198ZM17 179H18V178H17ZM93 179H94V178H93ZM207 179H208V178H207ZM209 179H210V178H209ZM209 179H208V180H209ZM228 179H229V178H228ZM236 179H237V178H236ZM236 179H234V180H236ZM239 179H240V178H239ZM242 179L244 180V179H246V178H242ZM242 179H241V180H242ZM6 180H7V179H6ZM23 180H26V178L23 179ZM29 180H30V179H29ZM89 180H90V179H89ZM130 180L132 181V179H130ZM171 180H172V178H171ZM178 180H180V179H178ZM192 180H194V179H192ZM195 180H196V179H195ZM195 180H194V181H195ZM204 180H203V182H204ZM231 180H233V177H232ZM237 180H238V179H237ZM247 180H248V178H247ZM31 181H32V180H31ZM87 181H88V180H87ZM90 181H91V180H90ZM113 181H114V180H113ZM128 181H129V180H128ZM172 181H173V180H172ZM176 181H177V180H176ZM194 181H189V182L195 183ZM196 181H197V180H196ZM213 181H214V180H213ZM213 181H211V184H214V185H215V183H212ZM215 181H216V180H215ZM225 181H226V179H225ZM225 181H224V182H225ZM245 181H246V180H245ZM7 182H8V181H7ZM26 182H27V184L30 183V182H28V180H27ZM93 182H94V181H93ZM93 182H91V183L94 185ZM95 182H96V178H95ZM200 182H201V180H200ZM206 182H207V180H206ZM221 182H222V181H221ZM229 182H231V181H229ZM263 182H264V180H263ZM263 182H262V183H263ZM33 183H34V184H33ZM33 183L30 184L29 186L37 184V183H35V182H33ZM104 183H105V182H104ZM116 183H117V182H116ZM116 183H115L114 185L119 186V184H116ZM198 183H199V182H198ZM201 183H202V182H201ZM216 183H218V182H216ZM231 183H234V182H231ZM243 183H244V181H243ZM243 183H242L241 181H237L235 184H232V187L227 186L226 188H225V186H224L225 184L222 185V186L219 185V187H218V184H217V189L220 188V186H221V187L224 186V188H225L224 190H225V191L228 190V192H229L230 194H232V195H234V194L237 195L238 193H239V195H240V194L243 193V192H250V191L255 190V186L250 185V183L247 182L248 185H250V186H248V185L246 186V185H244L245 183H244V184H243ZM89 184H90V183H89ZM99 184H100V183H99ZM167 184H168V183H167ZM206 184L208 185V182H207ZM209 184H210V182H209ZM222 184H223V183H222ZM228 184H230V183H228ZM90 185H91V184H90ZM93 185H92V186H93ZM95 185H96V184H95ZM101 185H104V184H102V183L100 184V187L102 188ZM130 185H131V184H130ZM130 185H128V187H129ZM177 185H178V184H177ZM177 185H176V186H177ZM181 185H182V184H181ZM191 185H193V184H191ZM203 185H204V184H203ZM207 185H206V187H204V188H207ZM24 186H25V185H24ZM86 186H87V185H86ZM98 186H99V185H98ZM108 186H109V185H108ZM108 186H107V188H109ZM117 186H116V188H117ZM186 186H187V185H186ZM215 186H216V185H215ZM230 186H231V185H230ZM111 187L113 188V187H115V186H111ZM111 187H110L109 189L112 190ZM132 187H133V186H132ZM156 187H157V186H156ZM183 187H184V186H183ZM190 187H191V186H190ZM262 187H263V186H262ZM28 188H29V187H28ZM75 188H76V187H75ZM97 188H99V187H97ZM103 188H105V187H103ZM103 188H102V189H103ZM116 188H115V190H116ZM122 188H125V189H126V187H122ZM178 188H179V187H178ZM178 188L176 187V189H178ZM24 189H25V188H24ZM63 189H64V188H63ZM118 189H119V187H118ZM120 189H121V188H120ZM131 189H132V188H131ZM172 189H173V188H172ZM183 189H184V188H183ZM187 189H188V188H187ZM200 189H201V188H200ZM215 189H216V188H215ZM3 190H4V188H3ZM68 190H70V189H68ZM73 190H75V189H73ZM77 190H78V189H76V192H77ZM129 190H130V189H129ZM129 190H127V191H129ZM180 190L182 191V189H180ZM185 190H186V189H185ZM191 190H192V189H191ZM194 190H195V189H194ZM196 190H197V189H196ZM206 190H207V189H206ZM206 190H205V192H206ZM222 190H223V189H222ZM224 190H223V191H224ZM261 190H263V188H262ZM10 191H12V190L9 189V192H10ZM17 191H19V190H17ZM17 191H15V192L17 193ZM21 191H22V190H21ZM70 191H71V190H70ZM70 191H69V192H70ZM104 191H105V190H104ZM113 191H114V189H113ZM117 191H121V190H116V193L118 194ZM127 191H126L125 193H127ZM130 191H131V190H130ZM186 191H187V190H186ZM218 191H220V190H218ZM225 191H224V192H225ZM15 192H14V193H15ZM25 192H26V191H25ZM25 192H24V195H23V193H22V196H25ZM67 192H68V191H67ZM80 192H81V189H79V192H78L79 195L81 194ZM114 192H115V191H114ZM123 192H124V191H123ZM172 192H173V191H172ZM178 192H179V191H178ZM187 192H188V191H187ZM199 192H200V191H199ZM201 192H202V191H201ZM203 192H204V191H203ZM205 192H204V194L207 195ZM226 192H227V191H226ZM259 192H260V191L258 190V195H261V194H259ZM261 192L264 193V191H261ZM261 192H260V193H261ZM16 193H15V194H16ZM33 193H34V192H33ZM64 193H65V192H64ZM71 193H72V192H71ZM78 193H76V194H78ZM92 193H93V192H92ZM99 193H100V192H99ZM104 193H105V192H104ZM120 193H121V192H120ZM183 193H184V192H183ZM190 193H191V192H190ZM18 194H20V191L18 192ZM27 194H28V192H27ZM41 194H42V193L39 192V193L36 194V195H40V197H42ZM44 194H45V193H43V196H44ZM53 194H54V193H53ZM53 194H52V195H53ZM58 194H59V193H58ZM58 194L55 193V195H53L52 197L56 199L57 196H58ZM65 194H66V193H65ZM68 194H69L68 196H71L70 193H68ZM73 194H75V192H74ZM76 194H75V195H76ZM105 194H107V193H105ZM105 194H101V195H105ZM110 194H111V193H110ZM128 194H129V193H128ZM128 194H125L126 197H127ZM130 194H131V192H130ZM130 194H129V195H130ZM134 194H135V196H137V195H136V192H135ZM134 194L132 193L131 195L134 196ZM158 194H159V192L157 193V195H158ZM160 194H162V193L160 192ZM164 194H165V193H164ZM200 194L203 195V193H200ZM200 194H199V195H200ZM210 194H211V193H210ZM223 194H224V193H223ZM230 194H229V195H230ZM244 194H245V193H244ZM247 194H248V193H247ZM247 194H246V195H247ZM255 194H256V193H255ZM255 194H254V195H255ZM4 195H5V194H4ZM31 195H32V194H31ZM33 195H35V194H33ZM36 195H35V199H37V198H36ZM45 195H46V194H45ZM60 195H61V194H60ZM66 195H67V194H66ZM89 195H90V194H89ZM89 195H88V196H89ZM92 195H93V194H92ZM95 195H96V194H95ZM113 195L115 196L116 194H113ZM120 195H121V194H120ZM129 195H128V196H129ZM162 195H163V194H162ZM214 195H216V194H214ZM225 195L227 196L228 194L225 193ZM229 195H228V198H229ZM241 195H242V194H241ZM246 195H245V196H246ZM252 195H253V193H252ZM262 195H263V194H262ZM17 196H18V195H17ZM72 196H74V195H72ZM105 196H106V195H105ZM108 196H109V195H108ZM123 196H124V194H123ZM133 196H132V197H133ZM155 196H156V195H155ZM197 196H198V195H197ZM212 196H213V195H212ZM217 196H218V194H217ZM245 196H244V197H245ZM18 197H20V196H18ZM60 197H61V196H59V198H60ZM121 197H122V196H121ZM121 197H120V198H121ZM138 197H139V196H138ZM138 197H137V198H138ZM140 197H141V196H140ZM142 197H143V196H142ZM187 197H189V196H187ZM204 197H206V196L203 195L202 198H204ZM219 197H220V195H219ZM219 197H217V198H219ZM235 197H236V196H235ZM29 198H30V197H29ZM53 198H52V199H53ZM109 198H110V197H109ZM124 198H125V196H124ZM124 198H123V199H124ZM191 198H192V197H191ZM206 198H207V201H210V200H208L209 197H206ZM206 198H205V199H206ZM221 198H222V197H221ZM224 198H225V197H224ZM228 198H227V199H228ZM237 198H238V197H237ZM241 198H242V197H241ZM20 199H21V198H20ZM33 199H34V198H33ZM99 199H100V198H99ZM121 199H122V198H121ZM141 199H142V198H141ZM192 199H193V198H192ZM229 199H231V198H229ZM243 199H244V198H243ZM250 199H251V198H250ZM250 199H249V200H250ZM53 200H54V199H53ZM58 200H59V199H58ZM66 200H67V199H66ZM71 200H72V199H71ZM104 200H105V199H104ZM189 200H190V199H189ZM222 200H224V199H222ZM245 200H246V199H245ZM33 201H34V200H33ZM77 201H78V200H77ZM127 201H128V200H127ZM193 201H194V200H193ZM193 201L190 202V203L192 204ZM207 201H206V202H207ZM213 201H214V200H213ZM215 201H216V200H215ZM241 201H242V199H241ZM243 201H244V200H243ZM36 202H37V201H36ZM52 202H53V201H52ZM96 202H97V200H96ZM197 202H198V200H197ZM197 202H196L195 204H197ZM223 202H224V201H223ZM223 202H222V203H223ZM227 202L229 203V202H231V201L228 200ZM252 202H254V201L252 200ZM0 203H1V202H0ZM2 203H3V202H2ZM32 203H34V202H32ZM69 203H70V202H69ZM71 203H72V202H71ZM198 203H199V202H198ZM209 203H211V202H209ZM218 203H219V202H218ZM224 203H226V202H224ZM228 203H227V204H228ZM231 203H232V202H231ZM239 203H240V202H239ZM10 204H11V203H10ZM193 204H194V203H193ZM193 204H192V206H196V205H193ZM199 204L202 205V202L200 201ZM241 204H242V203H241ZM1 205H2V204H1ZM3 205H4V204H3ZM6 205H7V204H6ZM12 205H14V204L12 203ZM18 205H19V204H18ZM64 205H65V204H64ZM64 205H63V206H64ZM205 205H206V204H205ZM207 205H208V203H207ZM207 205H206V206H207ZM209 205H210V204H209ZM209 205H208V206H209ZM223 205H224V204H223ZM225 205H226V204H225ZM19 206H20V205H19ZM22 206H23V205H22ZM59 206H60V205H59ZM70 206H71V205H70ZM74 206H75V205H74ZM177 206H178V205H177ZM177 206H176V207H177ZM189 206H190V205H189ZM206 206H205V207H206ZM253 206H254V205H253ZM16 207H17V206H16ZM27 207H28V206H27ZM60 207H61V206H60ZM176 207H175V208H176ZM197 207H198V206H197ZM200 207L202 208V206H200ZM200 207H198V209H199ZM205 207L203 206L204 209H203V208H202V209H203V210H207L208 207H207L206 209H205ZM213 207H214V205H213ZM2 208H3V207H2ZM46 208H47V207H46ZM130 208H131V207H130ZM142 208H143V207H142ZM175 208H174V209H175ZM177 208H179V207H177ZM181 208H182V207H181ZM187 208L189 209V207H187ZM251 208H252V207H251ZM23 209H24V208H23ZM23 209H22V210H23ZM44 209H45V208H44ZM44 209H43L42 211H44ZM74 209H75V208H74ZM194 209L197 210V208L195 207V208L192 209V211H193ZM211 209H212V206H211ZM217 209H218V208H217ZM257 209H258V210H259V209L261 210L262 208H257ZM3 210H4V209H3ZM15 210H16V209H15ZM17 210H18V209H17ZM22 210H21V211H22ZM38 210H39V209H38ZM77 210H78V209H77ZM128 210H129V209H128ZM128 210H127V212H128ZM183 210H184V209H183ZM208 210H209V208H208ZM212 210H213V209H212ZM8 211H9V210H8ZM45 211H46V210H45ZM61 211H62V210H61ZM73 211H74V210H73ZM120 211H121V210H120ZM167 211H169V210H167ZM170 211H171V210H170ZM180 211L183 212L182 210H180ZM180 211H177V212L179 213ZM192 211H190V212H192ZM215 211H216V210H215ZM263 211H264V210H263ZM263 211L261 210L260 212H263ZM0 212H2V209L0 210ZM11 212H13V211H11ZM17 212H18V211H17ZM23 212H24V211H23ZM52 212H53V211H52ZM55 212H56V211H55ZM69 212H70V211H69ZM92 212H93V211H92ZM125 212H126V211H125ZM163 212H166V210H164ZM177 212H175V213H177ZM184 212H185V211H184ZM186 212H188V210H186ZM198 212H199V211H198ZM212 212H213V211H212ZM212 212H210V213L212 214ZM15 213H16V212H15ZM20 213H21V212H20ZM24 213H25V212H24ZM33 213H34V212H33ZM71 213H72V212H71ZM76 213H78V212L76 211ZM79 213H80V212H79ZM156 213H157V212H156ZM169 213H170V215H171L172 211L169 212ZM175 213H174V214H175ZM39 214H40V213H39ZM44 214H45V213H44ZM122 214H123V213H122ZM148 214H149V213H148ZM148 214H147V216H148ZM159 214H160V213L158 212V215H157L158 217L161 216V215H159ZM172 214H173V213H172ZM199 214H200V212H199ZM213 214H214V212H213ZM227 214H228V212H227ZM227 214H225V217H227V216H226ZM253 214H254V213H253ZM255 214H257V213H255ZM255 214H254V215H255ZM258 214H259V212H258ZM1 215H2V214H1ZM6 215H7V214H6ZM30 215H31V214H30ZM80 215H82V213H81ZM129 215H130V214H129ZM162 215H163V213H162ZM165 215H166V213H165ZM170 215H169V216H170ZM180 215H181V213H180ZM182 215H183V214H182ZM196 215H197V214H196ZM217 215H219V214H217ZM217 215H216V216H217ZM221 215H222V214H221ZM9 216H11V214H10ZM9 216H8V217H9ZM12 216H13V214H12ZM12 216H11V217H12ZM16 216H18V214H17ZM21 216H26V214H23V215H21ZM42 216H44V215H42ZM42 216H41V217H42ZM127 216H128V215H127ZM134 216H135V215H134ZM140 216H141V214H140ZM151 216H152V215H151ZM153 216H154V217H157L156 214L153 215ZM167 216H168V213H167ZM167 216H165V217H167ZM173 216H174V215H172V217H173ZM185 216H186V215H185ZM185 216H184V217H185ZM216 216H215V217H216ZM260 216H261V218H262V220H263V219H264V212H263V213H260ZM26 217H27V216H26ZM28 217H29V216H28ZM128 217H129V216H128ZM131 217H132V216H131ZM142 217H144V216H142ZM158 217H157V219H158ZM172 217H171V218H172ZM176 217H177V216H176ZM184 217H183V219L186 220ZM219 217H220V216H219ZM222 217H224V216H222ZM225 217H224V218H225ZM252 217H253V216H252ZM258 217H259V216H258ZM9 218H10V217H9ZM12 218H13V217H12ZM12 218H10V219L13 221L14 218H13V219H12ZM19 218H20V217H19ZM29 218H30V217H29ZM38 218H40V217H38ZM43 218H44V217H43ZM105 218H106V217H105ZM134 218H135V217H134ZM177 218H178V217H177ZM179 218H180V217H179ZM209 218H212V217H209ZM209 218H208V219H209ZM254 218H255V217H254ZM21 219H23V218H20V219H18V220H21ZM46 219H47V218H46ZM107 219H108V218H107ZM148 219H151V218L149 217ZM159 219L161 220V217H160ZM167 219H168V218H167ZM0 220L3 221L2 219H0ZM6 220H7V219H6ZM6 220H5V221H6ZM8 220H9V219H8ZM8 220H7L6 222L9 224V221H8ZM18 220H17V221H18ZM142 220L144 221V219H142ZM152 220H154V219L152 218ZM155 220H156V219H155ZM155 220H154V221H155ZM184 220H183V221H184ZM189 220H190V219H189ZM210 220H211V222H214V221H217L218 219H217V220L209 219V222H210ZM259 220H260V219H259ZM22 221H24V220H22ZM22 221H20V222H22ZM40 221H41V220H40ZM117 221H118V220H117ZM137 221H138V220H137ZM181 221H182V220H181ZM187 221H188V220H187ZM187 221H186V222L184 221V222H185V223H188ZM6 222L3 221L2 223H6ZM55 222H57V221H54V223H55ZM66 222H68V221H66ZM144 222H145V221H144ZM219 222H220V221H219ZM219 222H218V223H217V222H214V223L219 224ZM18 223H19V222H18ZM18 223H17V224L15 223L16 226L18 225ZM122 223H123V222H122ZM131 223H132V222H131ZM148 223H150V222H148ZM153 223H154V222H153ZM156 223H158V222L156 221L154 224H156ZM169 223H170V222H169ZM169 223H168V224H169ZM177 223H178V222H177ZM190 223H191V222H190ZM206 223H208V222H206ZM220 223H222V222H220ZM19 224H20V223H19ZM57 224H58V223H57ZM120 224H121V222H120ZM128 224H129V223H128ZM154 224H153V225H154ZM191 224H192V223H191ZM193 224H194V223H193ZM211 224H212V223H211ZM4 225H7V224H4ZM4 225H3V227H4ZM12 225H13V224H12ZM54 225H55V224H54ZM61 225H62V224H61ZM63 225H64V224H63ZM130 225H131V224H130ZM145 225L148 226L149 224L146 223ZM183 225L185 226L186 224L183 223ZM212 225H213V224H212ZM214 225H215V224H214ZM22 226H23V223H22ZM31 226H32V225H31ZM55 226H56V225H55ZM119 226H121V225H119ZM176 226H177V225H176ZM184 226H183V228H184ZM188 226H189V225H188ZM219 226H220V225H219ZM7 227H10V226H7ZM131 227H133V226H131ZM151 227H152V226H151ZM156 227H157V224H156ZM163 227H164V226H163ZM186 227H187V226H186ZM186 227H185V228H186ZM221 227H222V225H221ZM260 227H261V226H260ZM260 227H259V228H260ZM118 228H119V227H118ZM129 228H130V227H129ZM129 228L127 227V223H126V222L123 223L122 226H121V228H119V231H118V232H120V230H121V234H120V233L118 234V235H120V236H117V235L115 234V236H117V237H113V238L111 239V243H116L119 239H121V236H129V240H130V241H133V244H134V242H136V240L139 241V239H136V238H137V237H136L137 234L135 233L136 231H134V228H133V231H134V232H132ZM157 228H158V227H157ZM159 228H160V226H159ZM165 228H166V227H164V230H166ZM256 228H257V226H256ZM259 228H257V229H259ZM33 229H34V228H33ZM148 229H149V228H148ZM150 229H151V228H150ZM152 229H153V228H152ZM167 229H168V228H167ZM169 229H170V227H169ZM169 229L167 230L168 232H169ZM254 229H255V228H254ZM111 230H112V229H111ZM146 230H147V229H146ZM162 230H163V229H160V231H162ZM175 230H176V229H175ZM180 230H181V229H180ZM180 230L177 228V230H176L174 233H172V235H170V236L166 235L167 237H165V238L162 239V240H161V239H159V240H153V241H151V242H149V243H147V244H145V242H144V244L135 243L134 245H136V247H135L134 250H136V248L138 249V251H139V249H142V250H143V254L140 253V254H142L141 256H139L140 254H139L138 256H134V257L132 256L133 258L130 257V258H131L130 260H129V259L126 260V256H124L125 254H124V255L121 254V253H119V254L116 253V254H115L114 252L116 251V249H115L116 246H113V248H114L115 250H114L113 252H111V250H112V249H111L110 252H111V254L113 253L112 256H113L114 258H116V259L113 260L114 262H113L112 264H145V263H147V262H148V263H150V262L162 263V262H161V254H160V252H159V248H160V247H163V249L165 250V251L163 250L164 253L167 252V253L170 255V257H171L172 260H174V261H176V262H179V261H180V262H181V261L184 262V260H188V259H189V256H188V259H186L185 257H187V256H185L184 253H183L181 250H176V247H177V246H181L182 244H184L185 240H186L188 237L186 238V237L184 236V234L181 232V231L184 230V229H182L181 231H180ZM227 230H228V229H227ZM89 231H90V230H89ZM148 231H149V230H148ZM150 231H151V230H150ZM158 231H159V230H158ZM160 231H159V232H160ZM221 231H222V230H221ZM92 232H93V231H92ZM152 232H153V230H152ZM152 232H151V233H152ZM222 232H223V231H222ZM222 232H221V233H222ZM224 232H225V231H224ZM226 232H227V231H226ZM109 233H110V232H109ZM166 233H167V232H166ZM184 233H185V232H184ZM227 233H228V232H227ZM227 233H226V234H227ZM161 234H163V236H165L164 233H161ZM161 234H160V235H161ZM167 234H168V233H167ZM170 234H171V233H170ZM222 234H223V233H222ZM5 235H6V234H5ZM69 235H70V234H69ZM73 235H74V234H73ZM111 235H112V234H111ZM229 235H230V234H229ZM8 236H10V235H8ZM143 236H144V235H143ZM147 236H148V235H147ZM186 236H188V235L186 234ZM110 237H111V236H110ZM140 237H141V236H140ZM148 237H149V236H148ZM152 237H153V236H151V238H152ZM138 238H139V237H138ZM191 238H192V237H190V239H191ZM7 239H8V238H7ZM101 239H102V238H101ZM123 239H126V237H125V238L123 237ZM141 239H142V238H141ZM143 239H145V237H144ZM143 239H142V240H143ZM190 239H189V240H190ZM95 240H97V239H95ZM142 240H141V241H142ZM145 240L148 241V239H145ZM150 240H152V239H150ZM191 240H192V239H191ZM4 241H5V236H1V237H0V245H2V244L4 243ZM101 241L104 242L105 239H102ZM101 241L97 242V244H96L97 247H98L100 244H102ZM106 241H109V239H106ZM124 241H126V240H124ZM187 241H188V240H187ZM5 242H6V241H5ZM14 242H15V245L18 244V243H16V240H14ZM28 242H29V240H28ZM28 242H27V243H28ZM94 242H95V241H94ZM25 243H26V242H25ZM104 243H105V242H104ZM104 243H103V244H104ZM107 243H108V242H107ZM109 243H110V241H109ZM125 243H126V242H125ZM125 243H124V245H125ZM129 243H130V242H129ZM129 243H128V245H129ZM141 243H142V242H141ZM242 243H243V241H236V244L242 245V249H246V250H247L248 247H247L246 245L242 244ZM11 244H12V243H11ZM22 244H23V243H22ZM22 244H21V245H22ZM105 244H106V243H105ZM118 244H119V243H118ZM118 244H117V245H118ZM122 244H123V243H122ZM133 244H132V245H133ZM15 245H14V247H15ZM23 245H24V244H23ZM25 245H26V244H25ZM29 245H30V244H29ZM109 245H110V244H109ZM113 245H114V244H113ZM119 245H121V244H119ZM124 245H123L122 247H124ZM185 245H186V243H185ZM185 245H184V247H185ZM218 245H219V244H218ZM7 246H8V245H7ZM7 246H6V247H7ZM11 246H12V245H11ZM76 246H77V245H76ZM84 246H85V245H84ZM130 246H131V245H130ZM18 247L20 248L19 245H18ZM21 247H22V246H21ZM99 247H100V246H99ZM99 247H98V248H99ZM118 247H119V246H118ZM118 247H117V248H118ZM126 247H127V244H126ZM182 247H183V246H182ZM184 247H183V248H184ZM190 247H191V246H190ZM215 247H216V246H215ZM215 247L213 248L214 251H211V249H210V252H211V253L206 254L205 256H203L204 260H205V258H209V259H210V258H212V257H215V256H214V254H216L215 252H217V251L220 250L221 248L228 249V250L230 251V252H228V253H229V254H233L232 251H233L234 249L231 247L230 243H228V244L223 243V244H220L219 246H217L216 248H215ZM254 247L256 248V250L259 248V246H258L257 244H255ZM4 248H5V245H4ZM9 248H10V247H9ZM9 248H8V249H9ZM12 248H13V246H12ZM33 248H35V247H33ZM85 248H86V247H85ZM91 248H92V247H91ZM98 248H97V249H98ZM100 248H101V247H100ZM120 248H121V247H119L118 250H121ZM183 248H182V249H183ZM10 249H11V248H10ZM13 249L17 250L16 247L13 248ZM13 249H12V252H13ZM107 249H108V248H107ZM107 249H106V250H107ZM127 249H129V247H127ZM127 249H126V250H127ZM185 249H186L185 251H187V248H185ZM188 249H190L189 246H188ZM4 250H6V248H5ZM4 250L2 249L1 251H4ZM118 250H117V251H118ZM160 250H161V249H160ZM231 250H232V251H231ZM6 251L9 252L10 250H6ZM73 251H74V253L72 252L73 254H71V256H73V259H72L71 261H69V262H70L69 264H83L84 261L91 259L93 256H95L94 254L96 253V252H95V249H94V250H93V249H90V248L88 249V247H87V250H86V251L84 250L85 252L82 253V254H81V252H79V249H78V252H77V253H80V254H76V253H75V252L77 251V249H76V250L73 249ZM108 251H109V250H108ZM117 251H116V252H117ZM123 251H124V250H123ZM131 251H132V250H131ZM138 251H137V253H138ZM193 251H194V250H193ZM193 251H191V252H193ZM10 252H11V251H10ZM82 252H83V251H82ZM102 252H103V251H102ZM119 252H120V251H119ZM129 252H130V250H129ZM139 252H140V251H139ZM188 252H189V251H188ZM124 253H125V252H124ZM134 253H135V252H134ZM218 253H219V251H218ZM126 254H127V252H126ZM114 255H115V256H114ZM116 255H117V257H116ZM131 255H133V254H131ZM136 255H137V254H136ZM195 255H196V254H195ZM195 255H194V256H195ZM202 255H203V254H202ZM202 255L199 254L200 259H201V256H202ZM196 256H198V255H196ZM100 257L103 258L102 260H107V259H105V257H103V256H100ZM167 257H169V256H167ZM170 257H169V259H170ZM227 257H228V258H231L232 255H228ZM256 257H257V256H256L255 254H251V255L248 254L247 264H258V262H256ZM93 258H94V257H93ZM93 258H92V259H93ZM194 258H195V257H194ZM194 258H193V259H194ZM203 258H202V259H203ZM12 259H14V258H12ZM164 259H165V258H164ZM193 259H192V260H193ZM198 259H199V257H198ZM200 259L197 260V261L199 262ZM202 259H201V260H202ZM212 259H213V258H212ZM222 259H223V258H222ZM37 260H38V258H37ZM111 260H112V259H111ZM111 260H109V261H111ZM165 260H166V259H165ZM189 260H190V259H189ZM194 260H195V259H194ZM13 261H14V260H12V262H13ZM168 261H169V260H168ZM212 261H213V260H212ZM218 261H219V260H218ZM98 262H100V264H101V263L103 264V262H101L100 260H99ZM98 262H97V263H98ZM164 262H165V261H163V263H164ZM180 262H179V263H180ZM190 262H192V261L190 260ZM215 262H216V261H215ZM0 263H1V262H0ZM84 263H85V262H84ZM97 263H96V264H97ZM166 263H167V260H166ZM181 263H182V262H181ZM184 263H186V262H184ZM184 263H182V264H184ZM216 263H218V262H216ZM219 263H220V261H219ZM106 264H107V263H106ZM109 264H110V263H109ZM152 264H153V263H152ZM170 264H171V263H170ZM172 264H173V262H172ZM206 264H207V263H206ZM211 264H213V262H212Z\"/></svg>",
	"mask_w": 264,
	"mask_h": 264
}]
</instances>
